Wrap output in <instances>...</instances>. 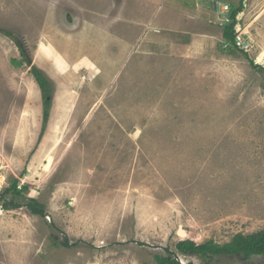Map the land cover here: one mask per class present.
<instances>
[{
	"label": "rangeland",
	"instance_id": "1",
	"mask_svg": "<svg viewBox=\"0 0 264 264\" xmlns=\"http://www.w3.org/2000/svg\"><path fill=\"white\" fill-rule=\"evenodd\" d=\"M234 1L242 47L223 36L226 2L162 29L136 20L142 0H0V264H157L168 249L264 264L176 249L264 230V0ZM33 66L53 85L46 126ZM14 178L23 195L5 193Z\"/></svg>",
	"mask_w": 264,
	"mask_h": 264
},
{
	"label": "trees",
	"instance_id": "2",
	"mask_svg": "<svg viewBox=\"0 0 264 264\" xmlns=\"http://www.w3.org/2000/svg\"><path fill=\"white\" fill-rule=\"evenodd\" d=\"M244 10V3L240 2L237 4L231 5V10L228 12V15L225 18L227 22L226 27L224 28L223 36L228 42L227 44L236 45V26L238 25V15ZM229 19L228 21L226 19ZM4 32V30H0ZM7 35L11 36L8 32ZM238 47V46H237ZM22 51L23 60L27 61L28 56L24 52L23 48L20 46ZM16 65H20V62L17 60H13ZM254 65V63L252 62ZM264 72V68L262 66L255 65ZM32 73L41 88L43 99H44V125L46 126L49 117L50 110L52 107V98H53V88L51 79L38 67L33 66ZM264 88V84H263ZM44 126V127H45ZM24 187L21 186L19 188V180L18 178H14L11 186L6 188L5 193L14 192L18 195H23ZM2 196H0L1 200ZM7 202V201H6ZM13 208L21 207L20 204L12 202ZM27 206L30 208L31 212L35 215L45 216L46 212L44 210V205L40 203L37 199L32 198ZM66 246H69L68 241L64 243ZM168 249V248H167ZM176 249L183 255H191L197 256L202 259L207 257H218V256H226L233 255L237 257H243L247 260L255 257V256H263L264 257V230L259 231L257 233H252L249 235L237 234L234 236L231 242L225 244H219L214 240H209L205 243L198 244L193 240H182L177 243ZM177 253L167 250V255H157L156 260L157 264H194V262L189 261L188 263L181 262L179 257L176 255Z\"/></svg>",
	"mask_w": 264,
	"mask_h": 264
},
{
	"label": "crops",
	"instance_id": "3",
	"mask_svg": "<svg viewBox=\"0 0 264 264\" xmlns=\"http://www.w3.org/2000/svg\"><path fill=\"white\" fill-rule=\"evenodd\" d=\"M191 2L188 4V2ZM142 0V6L143 7H152V12L148 14H142V15H137L136 20L141 22H147L153 24L155 27L159 28L162 27V24L165 22H169L167 24H171L172 22H177V17L179 16L182 18L183 21H189V17H197L196 21L203 20L204 23L209 22V14L208 13V8L209 6L214 7L215 2L218 4H223V3H228L230 5L236 4L234 0H220L221 2L219 3L218 1L215 0ZM215 1V2H212ZM210 3V5H209ZM195 5V9H190V6ZM178 7V8H177ZM220 12V8H219ZM173 13H175L173 15ZM225 13V12H224ZM223 13V15H224ZM199 18V19H198ZM201 18V19H200ZM226 18V17H225ZM125 21H127V18H125ZM239 21V20H238ZM239 23V22H238ZM165 27H162L164 29ZM170 29L171 33L173 34V28L168 27ZM160 31V30H157ZM190 32V31H189ZM160 33L164 34V31H160ZM152 35H155L153 33ZM158 33L156 34V36ZM174 36V35H173ZM193 39H201L200 37H193ZM190 43H188L189 46Z\"/></svg>",
	"mask_w": 264,
	"mask_h": 264
},
{
	"label": "bare ground",
	"instance_id": "4",
	"mask_svg": "<svg viewBox=\"0 0 264 264\" xmlns=\"http://www.w3.org/2000/svg\"><path fill=\"white\" fill-rule=\"evenodd\" d=\"M41 49H42L44 55L47 58L50 57V59L53 60V63L57 67H60L61 68L60 70H62V67H65L66 66V63L64 64V61L61 60L60 58H57L56 57V59H55V57H52L54 55H57V52L53 49V44H51L50 42L45 41V42L42 43ZM53 163L54 162H53L52 158H49V161L46 164V170H48L49 168H52ZM2 183H3V179L0 178V186H1Z\"/></svg>",
	"mask_w": 264,
	"mask_h": 264
},
{
	"label": "built area",
	"instance_id": "5",
	"mask_svg": "<svg viewBox=\"0 0 264 264\" xmlns=\"http://www.w3.org/2000/svg\"><path fill=\"white\" fill-rule=\"evenodd\" d=\"M228 7H229L228 5L224 6V8L226 9L225 11L228 10ZM226 20L228 21L229 19L227 18ZM244 44H245V41H244L243 37L238 34L237 38H236V45L239 47H242Z\"/></svg>",
	"mask_w": 264,
	"mask_h": 264
}]
</instances>
